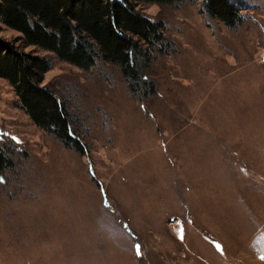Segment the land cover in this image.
<instances>
[{"label":"rangeland","instance_id":"obj_1","mask_svg":"<svg viewBox=\"0 0 264 264\" xmlns=\"http://www.w3.org/2000/svg\"><path fill=\"white\" fill-rule=\"evenodd\" d=\"M231 2L234 29L202 0L140 4L164 40L134 92L117 65L53 58L41 86L82 155L0 79V264H264V0Z\"/></svg>","mask_w":264,"mask_h":264},{"label":"trees","instance_id":"obj_2","mask_svg":"<svg viewBox=\"0 0 264 264\" xmlns=\"http://www.w3.org/2000/svg\"><path fill=\"white\" fill-rule=\"evenodd\" d=\"M186 1L197 0H0V24L20 35L19 45L0 39V79L9 83L33 125L82 155L84 146L72 133L66 107L41 86L53 58L84 71L98 60L117 65L134 92L141 82L137 60L148 61L164 40L162 23L143 16L137 7ZM201 6L230 29L242 22L231 0H202ZM28 48L32 51L26 52ZM10 166L0 153V173Z\"/></svg>","mask_w":264,"mask_h":264},{"label":"snow or ice","instance_id":"obj_3","mask_svg":"<svg viewBox=\"0 0 264 264\" xmlns=\"http://www.w3.org/2000/svg\"><path fill=\"white\" fill-rule=\"evenodd\" d=\"M137 254L139 255V251L137 252ZM262 259H264V257H262Z\"/></svg>","mask_w":264,"mask_h":264}]
</instances>
